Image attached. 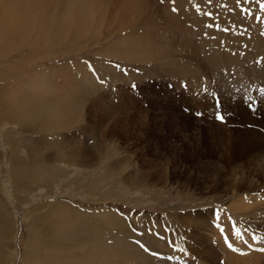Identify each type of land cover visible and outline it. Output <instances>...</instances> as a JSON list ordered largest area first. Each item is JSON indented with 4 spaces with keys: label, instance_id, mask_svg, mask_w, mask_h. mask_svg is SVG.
<instances>
[{
    "label": "rangeland",
    "instance_id": "1",
    "mask_svg": "<svg viewBox=\"0 0 264 264\" xmlns=\"http://www.w3.org/2000/svg\"><path fill=\"white\" fill-rule=\"evenodd\" d=\"M5 2L0 0V8ZM90 2L95 12L88 29L84 27L90 19L79 26L77 10L66 4L58 16L63 22L53 20L58 28L45 31L47 40L39 38L44 23L34 13L36 25L16 21L12 39L0 46V55L8 50L0 57V71L20 66L6 85L0 80V101L22 105L59 99L64 104L63 118L73 121L52 129L39 127L38 116L29 119L17 114L8 118L10 124L1 119L0 188L4 186L6 193L0 189V210L7 212V219L0 220V241L6 244L1 264H46L39 244L45 230L52 233L48 242L52 247L53 240L63 248L71 247L62 254L54 252L61 264L71 258L85 264H264V251L239 256L225 242L227 237L232 244V235L237 238L240 232L244 240L264 247V162L250 149L239 153L232 132L237 124L229 122L232 114L207 94L213 91L223 102H243L245 109H241L247 112L249 104L241 93L257 98L264 80L260 86L258 80H240L237 74L229 80L225 73L231 68L210 69L192 48L180 56L195 61L199 73L192 78L179 75L167 58L168 48L164 54L157 53L158 37L153 31L167 25L165 14L175 13L169 16L170 23L185 24L187 17L178 10L182 7L189 13L190 27L206 34L209 19L221 28L224 21L232 23V5L240 15L264 8V0H176L171 7L168 0H146L138 7L139 20L127 23V28L114 21L108 0ZM18 10L20 17L24 15ZM147 14L154 19L142 20ZM8 20L10 27L13 20ZM176 31L169 33L174 36L172 43L181 42ZM169 35L162 40L166 37L169 42ZM122 36L128 42L151 38L153 43L141 50L149 58L125 61L109 55ZM194 53L196 60L189 58ZM255 58V66L261 69L264 54ZM257 73L254 68L252 74ZM221 79L226 80L222 85ZM23 81L29 83L17 85L19 96L8 91V83ZM263 109L261 105V113ZM221 112L227 122L220 120ZM250 113L245 127L264 134V117ZM57 151L65 159H53ZM14 162L30 165L35 181L17 187ZM53 211L61 222L52 223ZM98 239L110 245L112 259L90 258L92 243ZM28 245L32 250L25 255ZM117 248L130 252V257Z\"/></svg>",
    "mask_w": 264,
    "mask_h": 264
},
{
    "label": "bare ground",
    "instance_id": "2",
    "mask_svg": "<svg viewBox=\"0 0 264 264\" xmlns=\"http://www.w3.org/2000/svg\"><path fill=\"white\" fill-rule=\"evenodd\" d=\"M117 1L118 2L115 1L114 3H112L111 0H108L107 10H109V11L113 10L111 12L113 13L112 16H114V18H115L114 21H118V23H120L121 28H127V26H128L127 23L131 24L133 22H136V20L138 21L139 20V13L141 10V8L139 10L138 7L140 5L144 6L146 4V0H117ZM91 2H90V0H58L57 2H54L52 0H6V2L3 3L4 7L2 8V5H1V8H0V16H1V18H0V46H2V45L4 46L5 44H7L12 39L13 34H11L10 31L12 30L14 24H17V22L20 24H22V23L27 24L28 23V25H30V26L36 25V23H37L36 20H38V19L35 18L36 16L34 15V13L37 14V17H39V20L44 23L43 31H42V33L39 34V36H40L39 38L47 40V36H46L47 32H45V31L52 32V27L58 28L57 24H55V26H53L54 25V24H52L53 20H58V22H60V23L63 22L62 21L63 18L59 19L58 16H59V13L61 12V8L63 11V6H65L66 4L71 10H74V9L77 10V14H76L77 15V21L75 20V23L77 22V24L79 26H82L85 21L90 19L87 22L86 27H84L85 29H88L87 27H89L90 26L89 24L92 23V21H91L92 20L91 17L93 18L92 14L94 15V12H95L94 6L91 9V6H92ZM175 2H176V0H168V7L169 6L171 7V5H174ZM182 2H183V0H182ZM110 4H112V6H111L112 8L109 9ZM177 4H178V2H177ZM134 7L138 8L139 11H135ZM232 7L234 9V13L232 15V20H231L232 23L228 24L227 21H224L225 24L223 25V28H221V27H218L216 25L215 21H212V19H209V22L207 23V33L206 34L203 32H201V34H200L199 30L194 29L195 28L194 26L192 28L190 27V24L188 23V22H190L189 13L187 11H185L186 10L185 8H183L182 10H181L182 7L180 9H178L179 11H181L180 16L182 15L184 17V19H185V17H187V20L184 22L185 24H183V25L176 24L174 22L170 23V21H172L173 19L169 20V16L172 15L171 16V18H172L175 15V13L174 14L172 13L171 15L169 14L168 17L164 13L165 14L164 15L165 21L168 20L167 23L165 22L167 25L165 24L166 25V26H164L165 28L162 26L160 28L157 27L155 29L156 31L153 30L154 32H156L157 37H158V38H156L157 39L156 44H157V50H158L157 53L159 52V55L164 54L163 51L166 48H168V50L167 49L166 50L170 51V55H168L167 58L172 60V63H174L173 66L176 69L175 72H179V75L180 74L181 75L189 74L192 78V76H194L195 73H199V72H196L197 71L196 62L195 61L192 62L190 60H185L180 56L182 51L187 50V52H188L192 48L193 50L195 49L197 51L198 55L194 53V57L193 58L189 57V58L196 60L197 56L201 57L205 62H207V65L210 69H215V68L228 69V68H231V69L227 70L225 73L229 77L228 78L229 80L232 79V76L237 74V76L240 78V80H243L244 78H251L253 80L254 79L258 80V82H259L258 86H260L262 80H264V63L258 61L261 64V69L257 68L255 65H256L258 58L256 59L255 57H259V56L264 54V8H256L255 10H257V11H250V12H247L248 10H245V11L241 12L242 15L240 14L241 15L240 16L238 14L237 10H235L236 7L233 5H232ZM263 7H264V4H263ZM18 9H20V11H23L22 13L24 15H21V17H20V14H18V12H19ZM14 11L16 13H14ZM168 11L170 12V10H168ZM111 12H110V15H111ZM104 13H105V11H104ZM147 15L141 16L142 20L148 21V20L154 19L153 15L152 16H150V14H147ZM8 19L13 20V22L10 24V27H8V23H9ZM159 20L160 19H158V21ZM100 21L102 22L101 18L97 22V24L100 23ZM217 21H221V20L219 19ZM161 23H162V21H161ZM114 26H115V24H114ZM97 27H98V25H97ZM30 29H31V27H29L27 29L26 35L24 36L25 39L28 37V33L31 32ZM115 30H117V29H115ZM176 30L179 31L178 33L180 34L181 42L177 41V39H176V42L172 43V39L174 36L169 35V33H172V32L176 33L177 32ZM213 32L216 33V36L211 35ZM166 34L169 35V37H168L170 39L169 42L166 39V37L164 40H162L163 36ZM78 35H80V34H78ZM122 38H124V39H122ZM152 38H154V37L152 36ZM139 39H140V37H139ZM139 39H138V42L140 44L136 41H135L136 43L135 42H128L129 39L127 40V39H125V36H122L120 40L118 39L119 41H116L115 43L112 44L111 49L109 51V55H111L113 57H120L121 59H123L125 61L126 60H128V61L129 60H131V61H134V60L137 61L138 60V61L144 62L145 59H142V58H145V56L146 57H148V56L144 55L143 51H141V50H142V48H144L147 45L150 46V44L153 42L150 41L151 38L150 39L148 38L147 40H142V41H139ZM141 39H142V37H141ZM135 46L138 47V50L140 49V52H137V49H135ZM154 49H156V48H154ZM3 50L4 51H1L0 57L8 54V50H5V49H3ZM148 53H149L150 59H151L152 58L151 53L150 52H148ZM182 55H184V53ZM195 55H197V56H195ZM19 67L20 66L13 67V69L18 68L17 70H19ZM254 68H256L259 73L252 74V72L254 71ZM16 69L15 70L7 69V68H5L3 70L1 69V71H0V80L2 81L1 84H5V82H7L8 79L10 80L11 78H14L15 76H17V74L20 71H17ZM36 75H39V74H36ZM41 75H45L44 72ZM215 75H216V73H215ZM52 76H53V73L50 75V79ZM217 76L218 75H216V77ZM195 79L197 81V75L195 76ZM26 80L29 81L28 79H26ZM32 80H33V78H32ZM39 81L42 82L41 80H39ZM225 81L226 80L221 79L218 82L222 85ZM27 83H29V82L23 81V82H19V83L17 82L15 84H11V85L8 83L7 89H8V91H10L11 94H12V91H15L16 94H12V95L19 96L17 94L18 92H16L17 85L23 86L25 84L27 85ZM247 84H249V83H247ZM253 84H255V82ZM231 87L232 86H230V88ZM261 87H262V84H261ZM93 88H94V86H93ZM31 89L33 90L34 88L31 87ZM213 89L214 88H208V90H210V91ZM34 91H36V89ZM5 92H7V90ZM211 92H212V95L215 94L213 91H211ZM26 95H28V94H26ZM20 96H22V95L20 94ZM50 96L53 97L52 95H50ZM14 99L16 101H18L19 97L18 98L14 97ZM231 100L232 99H226L222 103V106L225 108L226 112L232 114V120L229 119V122L234 123L235 125L237 124L236 130H232V132L234 131V133H235L236 138H234L235 139L234 143H235L236 147L238 148L239 153H242L243 151L250 149L251 151L257 153L256 156H260V159L264 162V134L260 133L259 131L247 129L245 127L244 123L248 122L250 119V118L249 119L247 118L246 114H247V112H248V114H251L250 111H248L246 109L247 110V112H246L244 110L245 108L242 106V103L241 104H239V103L233 104ZM11 101L12 100L6 101L4 99H3V101H0V104H1L0 121L2 119L7 124H10V121L8 120V118L11 116L15 117L17 114H21L24 117L29 118V119H32L33 117L38 116L39 120L41 121V125L39 127H42V126L43 127L44 126L50 127L51 126L52 129H55V128L59 129L63 125H67V124L70 125L73 122V121H69L66 118H63L64 112H65L64 104H62L59 99L51 101V99L48 98L47 100L44 99L39 104L24 101L22 103V105L21 104L20 105L13 104V103H11ZM55 104L58 105L57 108L50 107V106L55 105ZM56 105L53 107H56ZM241 107H243L244 109H241ZM41 112H42V114H41ZM235 113H236V115H235ZM241 113H243V114L241 115V118H240L238 114H241ZM233 114L235 116H233ZM54 117H55L56 121H54ZM238 117L240 120L237 119ZM237 120H239V121H237ZM263 123H264V121L261 124L263 125ZM238 124H240V126H238ZM242 124H243V126H242ZM253 124H255V123H253ZM14 143H17V142L12 141V144H14ZM58 152L59 151H57L52 158L56 159V160L65 159V155L60 156V153H58ZM29 154H30V152H29ZM25 158H30V157L27 155V157H25ZM33 160H35V159H33ZM19 161H22V160H19ZM14 164H15L16 168L13 171V176H14V180H15L17 187H18V185L20 186V184L22 186H26V185H28V182L31 180L35 181V175H32V172H34V173H36V172L31 169L30 165L19 164L18 162H14ZM27 168H29L30 171ZM40 179L41 178L39 177V180ZM0 189H1V193H6V188L4 186H1ZM50 215L54 216L52 218V220L54 219L55 221L52 223L57 224V223L61 222L62 219H60L54 211L50 212ZM2 219H4V220L7 219V212L3 209L0 210V220H2ZM48 220H51V219H48ZM55 230H56V228H55ZM51 240H52V233L50 234V232L48 230L47 231L45 230V233L42 234V237L39 241V244L42 245L41 247L44 248V254L46 257V259H44V262L46 264H48V263L61 264L58 257L53 255L54 252H59L62 254L65 251H71V247L63 248L62 243L57 242L55 244L54 240L52 241L54 244V247H52L51 244H48V242ZM5 246H6L5 242L3 240L0 241V254L3 253V249H5L4 248ZM95 246L97 248H95ZM109 246L110 245L106 244L102 239H98L95 245L92 243V247H94V249H93V251L90 249L92 252L90 255V258H94L95 261H97V262L103 258L105 260L106 259L110 260L111 254H109L110 253L109 252V250H110ZM117 249H120V248H117ZM31 250H32L31 246L28 245L27 246V252L25 255H28L29 251H31ZM119 251L122 254H124L125 256L130 257V252L127 251L128 254H125V253H123V251L121 249ZM26 259H27V256H26ZM61 260L64 261V259H61ZM27 261H28V259L25 260V262H27ZM2 262L4 263L3 255L0 256V264ZM65 262H66V264H85V262L81 263L82 261H79L78 259L76 261V258H71ZM110 263H112V262H110ZM110 263H107V264H110Z\"/></svg>",
    "mask_w": 264,
    "mask_h": 264
},
{
    "label": "snow or ice",
    "instance_id": "3",
    "mask_svg": "<svg viewBox=\"0 0 264 264\" xmlns=\"http://www.w3.org/2000/svg\"><path fill=\"white\" fill-rule=\"evenodd\" d=\"M236 236H237L238 239H240L241 238L240 232H236ZM225 242L228 243L227 237H225ZM228 247L231 248L233 251H239V249L234 248L231 243H228ZM262 250H264V249H262Z\"/></svg>",
    "mask_w": 264,
    "mask_h": 264
}]
</instances>
